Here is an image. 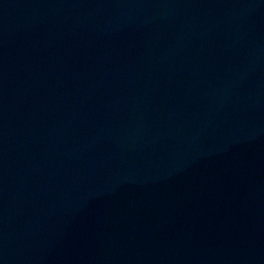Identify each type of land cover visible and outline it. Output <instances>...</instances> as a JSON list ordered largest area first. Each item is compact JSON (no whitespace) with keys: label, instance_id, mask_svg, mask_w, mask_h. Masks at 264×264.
Here are the masks:
<instances>
[{"label":"water","instance_id":"95a60500","mask_svg":"<svg viewBox=\"0 0 264 264\" xmlns=\"http://www.w3.org/2000/svg\"><path fill=\"white\" fill-rule=\"evenodd\" d=\"M0 264H264V0H0Z\"/></svg>","mask_w":264,"mask_h":264}]
</instances>
